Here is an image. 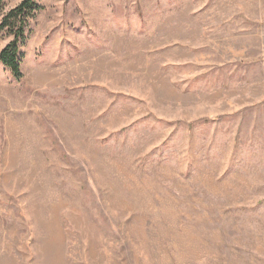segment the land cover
<instances>
[{"label": "rangeland", "instance_id": "obj_1", "mask_svg": "<svg viewBox=\"0 0 264 264\" xmlns=\"http://www.w3.org/2000/svg\"><path fill=\"white\" fill-rule=\"evenodd\" d=\"M37 2L0 264H264V0Z\"/></svg>", "mask_w": 264, "mask_h": 264}, {"label": "trees", "instance_id": "obj_2", "mask_svg": "<svg viewBox=\"0 0 264 264\" xmlns=\"http://www.w3.org/2000/svg\"><path fill=\"white\" fill-rule=\"evenodd\" d=\"M42 9L37 0H22L14 7H8L7 0H0V40L4 36L12 37L0 51V62L18 79L23 76V47L27 41V28Z\"/></svg>", "mask_w": 264, "mask_h": 264}]
</instances>
